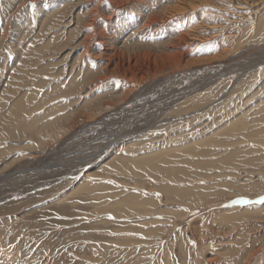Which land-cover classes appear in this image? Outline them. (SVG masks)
I'll return each mask as SVG.
<instances>
[{
  "label": "rangeland",
  "instance_id": "obj_1",
  "mask_svg": "<svg viewBox=\"0 0 264 264\" xmlns=\"http://www.w3.org/2000/svg\"><path fill=\"white\" fill-rule=\"evenodd\" d=\"M139 1L136 8L142 13L135 18L134 2L124 10L110 0H0V264H237L243 241H254L258 250L263 246L264 204L237 201L264 196V134H260L264 120L247 130L253 135L249 137L234 139L230 134L236 130L225 129L243 113L253 122L258 107H264V0L197 2L193 10L167 17L161 28L157 24L147 28L144 18L162 17L191 0ZM96 12L113 19L97 26L100 32L106 29L107 38L101 39L90 27L84 29ZM126 23L128 27L117 30ZM183 29L196 35L189 44V58L201 62L186 65L167 58L177 52L170 48L171 42ZM83 31L92 38L85 42ZM100 42L123 52L129 44L125 54L140 52L143 57L150 52L155 57L142 60L148 66L144 75L128 81L114 71L107 78L104 62L94 58L102 53ZM72 78L78 82L77 89L67 94L73 100L69 105L57 107L64 100L59 95L45 107L30 110L21 119L25 125L8 124L19 100L35 96L38 103L40 93ZM51 105L57 110L45 115ZM226 109L236 110L229 114L234 118ZM18 112H26L22 104ZM29 122L35 124L28 130ZM219 139H234L235 150L247 151L236 154L234 162L244 158L254 164L231 170L212 166L230 153L231 147L224 146L223 151L224 147L214 146ZM171 151L176 157L166 153ZM143 155L155 162L137 164ZM168 157L171 162L164 164ZM122 159L126 165H118ZM159 163L162 167L154 168ZM182 166V181L176 183L165 173L164 168ZM167 186L195 193L206 190L193 200L184 196L181 201H167L162 191ZM130 196L140 202L151 198L154 208L147 211L153 210L143 213L135 200L119 204L120 211L113 209ZM223 211L247 216L242 215L240 225L223 223L218 220ZM87 228L94 241L84 245ZM138 230L146 241L140 246L134 243L135 253L130 242ZM263 263L264 254L251 264Z\"/></svg>",
  "mask_w": 264,
  "mask_h": 264
},
{
  "label": "bare ground",
  "instance_id": "obj_2",
  "mask_svg": "<svg viewBox=\"0 0 264 264\" xmlns=\"http://www.w3.org/2000/svg\"><path fill=\"white\" fill-rule=\"evenodd\" d=\"M111 1V3L114 5V6H116V7H122L124 10H126L125 8H128V9H130L131 8V5H130V2L132 3V2H134L133 4H134V7L131 9L132 10V12H131V17H138V16H140V15H138V14H140V10H138L136 7L137 6H139V3H140V1L139 0H125V1H115V0H110ZM154 1V0H153ZM244 1H249V0H244ZM254 1V0H253ZM35 2V1H34ZM202 3V2H207V0H191L190 2H186V3H184V5L181 3V5H183V6H181V5H179V6H177L176 8H174V10H173V8H171V9H168L169 10V12H167L166 11V13H165V15H163L162 17H159V15H157V16H154V15H151V14H148L145 18H144V20L143 21H146V25H144V26H146L147 28L148 27H150L151 25H154V24H157V25H161V26H159L160 28L162 27V25H165L166 24V21L167 20H165L167 17V19H169V17H171L172 15H178V14H184V13H186L188 10H193L194 9V7H197V4L196 3ZM245 2V3H246ZM256 2H258V1H256ZM260 2V1H259ZM187 3H189V4H187ZM257 4V3H256ZM136 5V6H135ZM141 5V4H140ZM252 5V4H251ZM143 7H145L144 5H143ZM98 9V8H97ZM142 13V12H141ZM168 14H170V15H168ZM112 15V14H111ZM95 16L96 17H94L93 19H91L90 20V24H88L87 26H85L86 28H84L85 30H87V28L88 27H90V28H92V33L93 32H95V33H97L98 34V36L99 37H101V39L103 38H107L106 36H107V33H106V29H104V30H102V32H100V30H99V28L97 27L101 22L103 23V22H110V23H112V17L111 16H107V14L106 13H102V15L99 13V12H96V14H95ZM115 16V15H114ZM144 17V16H143ZM139 18V17H138ZM137 18V19H138ZM52 21V20H51ZM53 23V22H52ZM58 25V24H57ZM111 25V24H110ZM128 25H129V23H126L125 24V26H123V27H119V28H117V30H119L120 32L124 29V27H128ZM182 25V24H181ZM112 26V25H111ZM145 27V28H146ZM158 27V28H159ZM179 27V26H178ZM109 28H111L110 29V32H113V28L112 27H109ZM144 28V29H145ZM140 29V28H139ZM116 30V29H115ZM142 30H143V28H142ZM108 31V30H107ZM141 31V30H140ZM147 31V30H146ZM182 31V30H181ZM84 32V31H83ZM163 32V31H162ZM191 32H193L191 29H183V31L182 32H179L177 35H178V40L177 41H175V39L173 38V40L172 41H174V42H171L173 45L170 47V48H172L173 50H177V52L176 53H174L173 55H169V57H167V58H169V60H170V58L172 59V58H174V59H179V61H182V62H184L186 65H190V64H194V62H201L200 60H192V59H190L189 58V55H190V52L192 51L191 50V46L189 45L190 44V41L192 42V41H194V39L196 38L195 36V34H192ZM80 34V33H79ZM86 34V31L82 34V36L83 35H85ZM118 34V33H117ZM56 35V34H55ZM57 36V35H56ZM87 36V38H86V40H85V42L87 41V40H90L91 38H92V36L93 35H85V37ZM89 36V37H88ZM199 37V36H198ZM176 38V39H177ZM85 39V38H84ZM198 39V38H197ZM66 40V39H65ZM98 40V39H97ZM171 40V39H170ZM55 41V40H54ZM67 41H68V39H67ZM100 41V40H99ZM176 42V43H175ZM63 43V42H62ZM83 43V42H82ZM101 43V42H100ZM60 44H58V46H59ZM85 45V44H84ZM108 45V43L106 44V42H103V43H101V46L103 47V49L101 50L102 51V53H100V54H98L97 56H95L94 58L97 60V61H102V62H104V66L103 67H105V69H106V77L107 76H110L111 74H110V72H114V71H116L117 73H120L121 75H124V77H126L125 78V80H128V81H130V80H132V78L134 77V75H136L137 76V74H145V67H148L147 66V64H146V66H143L144 65V63H143V61L142 60H144V59H146V58H148L147 56H149V55H151V53L150 52H148V53H146V55H144L143 57H142V54H140V52L139 53H134L133 55L132 54H125L124 52L126 51H120V50H118L117 51V49L115 48V49H111V48H107L106 46ZM160 46V45H159ZM166 46V45H165ZM169 46V45H168ZM61 49H65L66 47L67 48H69V46H66V45H60L59 46ZM72 47V46H71ZM88 47V46H87ZM124 48H126L127 49V51H128V49H129V44L127 45V44H125L124 46H123ZM89 48V47H88ZM123 48V49H124ZM138 48V47H137ZM121 49V48H120ZM123 49H121V50H123ZM88 50V49H87ZM133 50H139V48L138 49H134L133 48ZM146 50V49H145ZM127 51H126V53H127ZM226 51V50H225ZM134 52V51H133ZM136 52V51H135ZM138 52V51H137ZM142 52V51H141ZM83 53V52H82ZM84 54V53H83ZM153 54V53H152ZM92 56V58H93V55H91ZM168 56V55H167ZM151 57H152V55H151ZM153 57H155L154 55H153ZM152 57V58H153ZM158 57H159V59L160 58H162L160 55H158ZM165 57H166V55H165ZM217 57V56H216ZM215 57V58H216ZM210 58V57H209ZM215 58H210V59H215ZM150 59V57L148 58V60ZM207 59V58H206ZM209 59V60H210ZM147 60V59H146ZM162 60V59H161ZM205 60V59H204ZM217 60V59H216ZM163 61V60H162ZM176 61V60H175ZM145 62V61H144ZM150 62V61H149ZM148 62V63H149ZM155 62H156V59H155V61L152 63L153 65H155ZM204 62V61H203ZM208 62V61H207ZM172 63V62H171ZM176 65V64H175ZM149 66H150V64H149ZM177 66V65H176ZM194 67V66H193ZM40 68H41V66H40ZM39 68V69H40ZM151 68V67H150ZM156 65L154 66V67H152V70L154 71V72H156ZM40 70H42V69H40ZM32 71V70H31ZM38 73V72H37ZM44 73V72H43ZM42 73H40V75H41ZM63 74V73H62ZM61 78V77H60ZM107 78H109V77H107ZM22 79V78H21ZM147 79V78H146ZM149 79V78H148ZM60 81H62L63 79H59ZM58 80V81H59ZM100 80V79H99ZM102 80H104V79H102ZM24 81H25V79H24ZM105 81V80H104ZM19 82V81H18ZM20 82H22V81H20ZM44 82V81H43ZM43 82H42V85L40 84V86H43ZM47 82V81H46ZM78 82V78H72V79H70L69 80V83H65L64 84V82H61L60 84H58V86H55V87H53V89L52 90H50L51 92H49V90L46 92V93H44L43 91V94L42 93H40V91H39V95L37 96V98L39 99L38 100V103H36V102H34L35 100H34V98H35V96H33V97H31V98H26V99H23L24 101H23V103H21V100H19L18 102H17V105H15V106H13V109H12V111H11V114L8 116V118H7V122H8V124H14V123H20V124H22V125H25V123H21V119L22 118H26V117H28L29 116V112H31L33 109H36V108H39V107H42V106H44L45 107V104H47V103H49V102H51L52 100H54V98H56L57 96H59V95H61V97L64 99L63 100V103H60L59 105H57V107H59V106H66V105H69V103L70 102H72L73 100H71L69 97H68V95L67 94H71L72 92H74V90H76L77 89V83ZM23 85V84H22ZM57 85V84H56ZM34 86V85H33ZM36 86V85H35ZM53 86H54V84H53ZM39 87V86H38ZM17 88V87H16ZM29 89V88H28ZM32 89V88H31ZM27 90V89H26ZM36 90H40V89H36ZM42 90V89H41ZM21 91V90H20ZM30 91V90H29ZM28 92V91H27ZM31 92V91H30ZM70 92V93H69ZM127 92V91H126ZM21 93V92H20ZM36 93V92H35ZM32 94H34L33 92H32ZM25 96V95H24ZM24 98V97H23ZM58 102H60V101H58ZM58 102H56L57 104H58ZM74 103V102H73ZM20 104H22L24 107H25V109H26V112L22 115V114H20L19 112H18V108H19V105ZM54 104V103H53ZM54 106V105H53ZM53 106L51 105V107L50 108H46V109H48L47 111H45L44 113H53V112H55L57 109H54L53 108ZM47 107V106H46ZM31 110V111H30ZM227 111H228V117H231L230 115H233V113H234V111H236V110H234L233 111V109L232 110H230V109H226ZM237 110H240V109H237ZM242 110V109H241ZM226 111V112H227ZM229 111H231L232 112V114L231 113H229ZM58 112V111H57ZM224 112H225V110H224ZM239 112V111H238ZM43 113V112H42ZM47 113L45 114V115H47ZM225 114V113H224ZM230 114V115H229ZM237 114V113H236ZM235 114V115H236ZM241 113H239V115H240ZM48 115H50V114H48ZM242 115H245L244 113L242 114ZM241 115V118H238V120H236V121H233V122H230V125H227V127H226V131L225 132H227V131H229V130H233V129H235L236 130V133H232V134H230L231 136H232V138H234L235 139V137L236 136H238L239 135V137H242V136H246V137H249V136H253V135H251V133H248L249 131H251L252 129H253V127H254V123L256 124L258 121H260V119L261 120H264V107H258V111H256V114H254L253 116H256V118H254L253 120H251V121H253V122H249L248 121V119H249V115L247 116V115H245V116H242ZM7 116V115H6ZM224 116H226V114L224 115ZM244 117V118H243ZM231 118H234L233 116L231 117ZM236 118V117H235ZM237 119V118H236ZM44 122V121H43ZM4 123V122H3ZM251 123H253V126H251ZM34 124H35V122H29V123H27V129L29 130L30 128H32L33 126H34ZM45 124H48V123H45ZM240 124H241V128H240ZM49 125V124H48ZM50 127H52V125H49ZM47 127V126H46ZM45 127V128H46ZM19 129V128H18ZM21 129H23V127L21 128ZM20 129V131H23V130H21ZM44 129V128H43ZM43 129H42V131H43ZM243 129V130H242ZM25 130V129H24ZM240 130H242V133H239V131ZM247 130H249L248 132H247ZM50 133H51V131H49ZM23 133V132H22ZM21 133V134H22ZM34 133V132H33ZM264 134V131L262 132H260V134ZM55 134V133H54ZM223 134V133H222ZM20 135V134H19ZM230 136V137H231ZM264 136V135H263ZM239 137H237V138H239ZM176 138H178V137H176ZM262 138V137H261ZM175 138H173V140H174ZM179 140H181V136H180V138H178ZM222 139V138H221ZM234 139H231L230 141H221L220 139L219 140H217V143H215V145H214V143H213V145L216 147L217 145V147H220V149H221V147H224V146H227V147H231L230 149H228L229 151H230V153H227V155L225 156V157H223L222 159L221 158H219L220 160H217V159H215L216 161H217V163L219 164H217V163H215L214 165H212V166H218V167H222L223 169L224 168H226L225 170H228V169H230V168H234V167H237V165H241L242 166V168H245V167H247V164H254V162H252V161H246V159H244V158H242L241 160H242V162L240 163V162H238V161H240V160H238V161H236V162H234V159L236 158V154H242V152H247L246 150H235V148H233L234 147V145L235 144H238V143H236V142H234ZM264 139V138H263ZM258 140V139H257ZM260 140V139H259ZM262 140V139H261ZM207 141V140H206ZM254 141V140H253ZM227 142V143H226ZM250 142V141H249ZM212 144V143H211ZM257 144V143H256ZM223 145V146H222ZM254 145V144H253ZM258 146V145H257ZM144 147V146H143ZM188 147V146H187ZM146 148V147H145ZM192 148V147H191ZM240 148V147H239ZM256 148V147H255ZM212 149V148H211ZM224 149H225V147L223 148V151H224ZM178 150V149H177ZM190 150V149H189ZM192 150H195V149H192ZM217 150H218V148H217ZM222 150V149H221ZM260 150H263V149H261L260 148ZM210 151V150H209ZM214 151V150H213ZM212 151V152H213ZM228 151V152H229ZM251 152V151H250ZM167 154H171L172 156H174V157H176V152L175 151H171V152H166ZM165 153V154H166ZM196 154H198L197 152H195ZM260 153H262V151L260 152ZM152 154V153H151ZM166 154V155H167ZM182 154V153H181ZM180 153H178V155H181ZM191 154H194L193 152L191 153ZM205 154V153H204ZM251 154H255V153H251ZM247 155V154H246ZM141 156V155H140ZM149 156V155H148ZM151 156V155H150ZM160 155H158V157H159ZM163 156V155H162ZM161 156V157H162ZM242 156V155H241ZM252 156V155H251ZM250 156V157H251ZM257 156V155H256ZM146 156H144L143 155V159H142V157H141V159H136V163L137 164H141V165H145L146 164V162H149L150 160H152L151 159V157H149V158H145ZM157 157V156H156ZM155 157V158H156ZM164 157V156H163ZM134 158V157H133ZM145 158V159H144ZM258 158V157H257ZM154 159V158H153ZM159 160H160V158H158ZM158 159L156 160V161H158ZM149 160V161H148ZM164 160H165V158H164ZM172 160V159H171ZM210 160V159H209ZM255 160V159H254ZM120 161H122V162H118V165H126V162H125V160H120ZM154 161V160H153ZM153 161H150L149 163H152ZM169 157H168V159H166V162L164 161V164H167V162L169 163ZM182 161H183V159H182ZM181 161V162H182ZM197 161V160H196ZM212 161V160H211ZM214 161V160H213ZM155 162V161H154ZM160 162V161H159ZM171 162V161H170ZM204 162V161H203ZM250 162V163H249ZM131 162H129V164H130ZM149 163H147L148 164V166H149ZM156 163H158V162H156ZM172 163H173V161H172ZM192 163H194V162H192ZM206 163V162H205ZM132 164V163H131ZM153 164V163H152ZM152 164H151V166H152ZM160 164L161 163H159L158 165L157 164H154L155 165V167L154 168H156V167H162V166H160ZM171 164V163H170ZM140 165V166H141ZM157 165V166H156ZM161 165H163V163L161 164ZM133 166H135V164H133ZM167 166H169V165H167ZM167 166H165V167H167ZM123 167V166H122ZM136 167V166H135ZM135 167H133V170H135L134 168ZM202 167V166H201ZM144 168H146V167H144ZM164 168V167H163ZM149 169V171H150V168H148ZM165 169V173H166V175H168V177H170L174 182H178V181H182L181 180V177H182V174H184V171H183V166L181 167V168H164ZM261 169H263V171H264V167H262ZM216 170V169H215ZM231 170V169H230ZM141 171V170H140ZM140 171H139V173H140ZM148 171V172H149ZM199 171V170H198ZM214 171V170H213ZM253 171V170H252ZM129 172V171H128ZM135 172H137L136 170H135ZM236 172V171H235ZM132 173V172H131ZM152 173H154V172H151V174ZM227 173V172H226ZM242 173V172H241ZM133 174H136V173H133ZM140 174H142V173H140ZM147 174V173H146ZM212 174V173H211ZM214 174V173H213ZM137 175V174H136ZM139 175V174H138ZM137 175V176H138ZM154 175V174H153ZM191 175H193V172H192V174H190L189 176H191ZM261 175V174H260ZM260 175H258L259 177H260ZM261 176H263V175H261ZM163 177V176H162ZM184 177V176H183ZM195 177V176H194ZM212 176H210V178H211ZM252 177V176H251ZM138 178H140V177H138ZM137 178V180H139ZM158 178V177H157ZM166 178V177H165ZM189 179H191V178H189ZM188 179V180H189ZM193 179L194 178H192L191 180L193 181ZM190 180V181H191ZM106 181V180H105ZM140 182V181H139ZM147 183H148V181H147ZM146 183V184H147ZM184 183V182H183ZM182 183V185H180V186H183V187H185L184 186V184ZM142 184H144V183H142ZM141 184V185H142ZM180 184V183H179ZM103 185V184H102ZM178 185V184H177ZM195 185V184H194ZM210 185V184H209ZM207 186L208 187V189H209V187L210 186ZM162 186H164L163 184H162ZM172 186V185H171ZM171 186H167L166 188H162V191H163V193L166 195V200L168 201V200H170V201H174V200H178V201H181L182 199H183V197L184 196H186V197H188V198H190L191 200H193V199H195V198H197L199 195H202V194H204V191L206 190H203V191H201L200 193H199V191L197 192V193H195V192H188V191H185V188H183V191H182V188H180V189H175V188H173V187H171ZM213 186V185H212ZM82 187V186H81ZM84 187V186H83ZM113 187V186H112ZM153 187H156L155 185L153 186ZM161 187V186H160ZM193 187V186H192ZM87 188V187H86ZM93 188H95V187H93ZM188 188V187H187ZM195 190V189H194ZM91 191V190H90ZM192 191V190H191ZM212 191V190H211ZM103 194V193H102ZM198 194V195H197ZM202 197V196H201ZM134 198V199H133ZM137 197L136 196H130V197H126V198H124V199H122V201H119L118 202V204H115V205H113L112 207H114L113 209H118V211H120L121 210V208H119L120 207V205L119 204H122V202H128V200H135V203H136V206H140V208H137V209H140L141 210V208H142V210H143V213H144V210H145V212L148 210V208H150V207H153V206H151V205H154V204H151V198L149 199V197H147L149 200H150V202L149 201H142V202H140V201H138L137 199H136ZM203 198V197H202ZM147 200V199H146ZM164 200V199H163ZM198 200H200V199H198ZM201 201V200H200ZM198 202V201H197ZM197 202H195V203H197ZM155 203V202H154ZM59 208V207H58ZM62 208V207H61ZM122 208H124V207H122ZM144 208V209H143ZM154 208V207H153ZM158 208V207H157ZM193 208V207H192ZM262 208L264 209V207L262 206ZM152 209V208H151ZM151 209H149V211L151 210ZM166 209V208H165ZM125 210V209H124ZM153 210V209H152ZM156 210V209H155ZM63 211V210H62ZM113 211V210H112ZM123 211V210H122ZM149 211H147V212H149ZM230 211V210H229ZM116 213H117V211H115ZM114 212V213H115ZM125 212V214H128V213H131V214H133V213H136L135 211H131V212H128V211H124ZM146 212V213H147ZM224 212V211H223ZM222 212V213H223ZM232 212H234V213H231V214H229L228 212L226 213V212H224L223 214L224 215H220V216H222V217H220L218 220H221L223 223H225V222H234V224L236 223V225H240L239 224V222L240 221H242L241 219H244V217H246V216H244V213L243 214H241V215H238V214H236V212L235 211H232ZM252 212H254V211H252ZM257 212V211H256ZM141 213V212H140ZM152 213V212H151ZM150 213V214H151ZM226 213V214H225ZM221 214V213H220ZM227 214H229V215H227ZM70 215V214H69ZM69 215H66V217H69ZM129 215V214H128ZM146 215H148V214H146ZM145 215V216H146ZM244 217H243V216ZM64 216V215H63ZM73 216V215H72ZM256 219L258 218V217H255ZM65 220V218H62V220ZM157 219V218H156ZM155 219V220H156ZM72 220H74L75 222L77 221V218H75V217H72ZM59 221V220H58ZM68 220H65L64 221V223L65 222H67ZM69 221H71V219L69 220ZM73 221V222H74ZM53 222V221H52ZM63 222V221H62ZM61 222V224H64V223H62ZM144 222V221H143ZM149 222V221H148ZM146 222V224H145V226H148V224L149 223H151V222ZM246 222H248V220H246ZM249 222H250V220H249ZM69 223V222H68ZM148 223V224H147ZM153 223V222H152ZM241 223V222H240ZM140 224H143V223H141L140 222ZM252 225V224H251ZM76 226V225H75ZM87 226V225H86ZM152 226V225H151ZM243 226V225H242ZM254 226V225H253ZM258 226V225H257ZM66 227V226H65ZM43 228V227H42ZM139 228V227H138ZM63 228H61V230H62ZM137 229V228H136ZM144 228H142V230H143ZM246 230L247 229H249V228H245ZM244 229V230H245ZM251 229V228H250ZM249 229V230H250ZM73 230V229H72ZM132 230H134V229H132ZM139 230H141V229H139ZM137 231L136 232V235L139 237V238H136V241H134V238L136 237V235L134 236V237H132L133 238V241H131L130 243H132L131 245H132V247H131V249L133 250L134 249V251H135V248H133L134 247V243H136L137 245H139V244H142V242L143 241H146V237H144V234H142V233H140L141 231ZM135 231V230H134ZM145 231V230H144ZM15 232V231H14ZM69 232V231H68ZM143 232V231H142ZM147 232H151L150 231V229H149V231H147ZM245 232V231H244ZM244 232H241L240 233V235H244ZM61 233V232H60ZM71 233H72V231H71ZM156 233V232H155ZM17 234V233H16ZM57 234V233H56ZM69 234H70V232H69ZM122 234V233H121ZM133 234V233H132ZM143 235V237H141V236H139V235ZM63 235H66L65 233H63L62 234V236ZM119 235V234H118ZM249 235V234H248ZM247 235V236H248ZM255 236V235H254ZM119 237H122L123 238V235H120ZM149 237V236H148ZM126 238H128V240H129V237H126ZM125 238V239H126ZM151 238V237H150ZM251 238V237H250ZM151 240V239H150ZM94 241V238H92V235H91V231L89 230V228H87V231H86V233H85V237L83 238V240H82V243L85 245V244H91L92 242ZM124 241V240H123ZM146 243V242H145ZM120 244V243H119ZM147 244V243H146ZM145 244V245H146ZM105 245H107V244H105ZM123 245V244H122ZM125 245V247L127 246V242H126V244H124ZM123 245V246H124ZM145 245H143V246H141V248L142 249H145L146 250V248L144 247ZM262 245L263 246H261V248L262 247H264V238L262 239ZM129 247H130V245H128ZM140 246V245H139ZM139 246H136V249L139 247ZM148 246H149V244H148ZM147 246V247H148ZM90 247H92V246H90ZM260 248V250H258V245H257V243H255L254 241H250V240H248V241H246L245 242V244H244V241H243V245H239V247H238V251H239V253H240V256H239V254H238V256H239V258H238V256H235V257H237L238 259H236V261H237V264H251L252 263V261H253V259H255V258H257V257H259V258H262V256H263V254H264V250L262 251V249ZM130 249V248H129ZM151 250V249H150ZM149 250V251H150ZM137 251V250H136ZM136 251H135V253H136ZM148 250H147V252H149ZM237 250H235V252H236ZM237 251V252H238ZM14 252H15V250H14ZM146 252V253H147ZM142 253V252H141ZM140 253V254H141ZM139 254V253H138ZM204 254V253H203ZM12 256V255H11ZM134 256H136V255H134ZM137 257V256H136ZM140 257H142V256H140ZM139 257V258H140ZM141 259V258H140ZM242 260H244V262L242 261ZM127 264H129V263H127ZM264 264V263H263Z\"/></svg>",
  "mask_w": 264,
  "mask_h": 264
},
{
  "label": "snow or ice",
  "instance_id": "obj_3",
  "mask_svg": "<svg viewBox=\"0 0 264 264\" xmlns=\"http://www.w3.org/2000/svg\"><path fill=\"white\" fill-rule=\"evenodd\" d=\"M34 7V5H33ZM261 71H264V69H261ZM20 155H24V153H21ZM73 179H79V177H73ZM109 183H111V181H109ZM145 195H147V193H145ZM159 195V194H157ZM238 203H244V204H252V203H259V204H264V196H260L258 198V200L256 201H252V200H247V199H241L239 201H237ZM186 211V210H185Z\"/></svg>",
  "mask_w": 264,
  "mask_h": 264
}]
</instances>
